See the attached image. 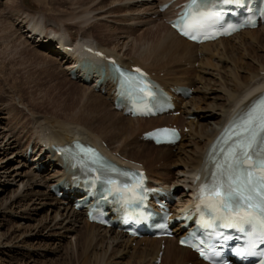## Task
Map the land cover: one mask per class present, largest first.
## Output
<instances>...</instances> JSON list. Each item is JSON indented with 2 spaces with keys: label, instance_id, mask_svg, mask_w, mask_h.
Segmentation results:
<instances>
[{
  "label": "bare ground",
  "instance_id": "bare-ground-1",
  "mask_svg": "<svg viewBox=\"0 0 264 264\" xmlns=\"http://www.w3.org/2000/svg\"><path fill=\"white\" fill-rule=\"evenodd\" d=\"M79 1L81 0H77L74 3L77 4L79 3ZM107 1L110 0H99V2L96 4V6L98 7L96 10H103L104 8L103 5ZM167 1L168 0H163L155 8L158 9V7L161 4L166 3ZM89 2L93 3L96 1L90 0ZM172 8L173 6L169 8L167 11L170 12L169 10H171ZM114 11H116V9H114ZM131 11L132 10L124 11V12L130 13ZM167 11L166 14H168ZM154 12L158 14V11H154ZM130 15L131 14H128L126 18L125 17L122 18L126 19V21H131L132 24L134 22L136 23L138 20L137 19L134 20ZM25 18H28L29 20L26 22ZM25 18L23 19L25 20L24 28L27 29L26 32L28 34L29 39L35 40L36 43H38L42 47L45 46V48L47 49V50L45 49L44 51H39L40 53L37 51L33 52V50L31 52L32 54L34 53L33 54L34 57L42 58L41 60L42 66H40V72L46 75L44 77L45 83L46 81H48V79L51 83H53L55 80L58 79V78L55 79V76H59V74L62 72L68 75L70 74V71H72L75 72V74L77 75L76 80L72 82L79 84V87L78 86L76 87L77 89L79 88V91L72 90V92H69L67 89L66 90L63 89L64 87L63 84L59 82L53 83L52 87H50L52 91L49 89L47 90L50 91L49 92L50 95L53 92H55V94L53 93L52 95L53 97L50 98L48 97V99H41V101H39L38 103H35L36 102L35 99H31L33 100L31 101L29 98V100L31 101L30 103L34 102L35 105L38 106L39 108L44 106V108L42 109L46 111L49 110L56 117L63 119L65 118L67 119L68 118L67 115L72 113L73 110L79 104H81L80 108L78 107L79 108L78 114H82L83 112H89L87 115L91 117L90 118L87 116L86 119L82 120V118H78L79 116L78 117L76 116L77 118L74 116L73 118H71L70 120L71 122L56 121V120L52 122L46 121L45 124H42L44 120L37 123L35 122L36 127H34V133L36 134V138L35 141L33 142L32 150H34L36 154L33 158H35L39 163H42V165L48 162L49 163L48 174L51 173L52 175L51 176L52 178L50 180L45 179L43 180V182L40 183L45 185V187L50 188L52 184L58 183L60 180H69V177L62 176V170L60 168L61 161L55 155L54 150L52 149L53 148L55 149L56 147L62 149L66 145H70L71 142L75 140L83 144H89L95 147H101L102 152L106 154V156L115 159L118 164L127 163L125 160L122 161L121 158L139 163H144L143 162L144 160L143 161L140 160V158L142 157L141 154L139 155L141 156L139 159L128 158L125 155L127 152L124 151L123 148H121L122 149L121 151H123V153H120V151L117 150L116 148L111 149V146L109 145L108 142L105 148L102 145L103 138L95 135L91 130L93 127H97L98 130H102V129H104V131L109 130V132H106L107 134L109 133L111 134V136L106 135V138L108 139L109 142H112L113 133L115 138L124 136L123 139L125 140L124 142H126L128 140H131L135 132L140 133L155 126L166 125V119L160 117L151 118V119H131L129 117L124 116L122 112H118L113 109L114 106L113 100L115 99L114 89L116 82L111 76L109 63L107 62L106 59L111 57L114 59V61L117 64L127 69H131L132 66H139L142 68V66L139 64L138 61L131 63L130 61H125L124 59L125 57L128 56L127 55L128 53L126 51H130L129 49L125 50L124 48L128 46L129 36L135 31H133V29L131 28L129 29L126 28L125 31L123 30L124 32L122 34L123 37L121 36L120 39L122 41L121 44H119L120 49L116 47L115 37H112V39L109 40L110 42L108 41L109 43L112 44L115 42L114 43L115 46L111 50L102 47V45L100 44H95V43L93 44V42L91 43L90 41L82 40L81 38L79 39L77 38V36L74 39H66V37L69 36L68 35L69 32H67L66 33L67 35L65 36L64 31H59L60 33L57 32V34L54 33L56 31L49 30L48 28H47L48 31H46V27L43 26L41 20L40 22H38L37 19L33 17V15L32 17L29 16ZM37 18L39 17L37 16ZM98 26L100 27V25L97 24L92 25V28ZM157 27H159L160 29L155 33H152L151 30L150 31L146 30L144 31V33H148L149 34L148 36H143L142 34L139 35V40H142L145 37L151 39L152 41L150 44L147 43L146 47H142L140 49L137 48L136 45H135L136 47L135 46L132 47V50L135 51L134 53L139 51L138 53L139 59L142 58L143 60L144 58L145 60H149V59L152 60V61L150 60L152 62L150 64L152 68L154 66L156 68L160 66L162 69L164 67H167V65H170L172 63L176 64L177 62L180 61H186L188 63L191 62L192 64H194L195 62H198L196 58L198 53L201 54L202 56L201 60L199 61V64H201V66L206 65L211 68L214 67L218 68L219 67L218 63H220L223 59H224L223 60L224 64L227 63L226 69L225 68L223 69V72L226 73L225 76L219 75L218 76V78H220L219 84H213V86H211V83L208 84L202 76L201 77L196 76V78H191L189 77V75H187V77L184 79L183 76L180 77L176 76V72L182 71L179 70L178 67H177L178 70L175 69L168 71L167 74L168 79L161 80L156 78V80L159 81L160 84L165 89H170L171 87H174V85L175 86L182 85L190 88L193 87L194 91H196L198 89H195L196 87H194V85L197 83L198 85H202L201 90H205L204 93L205 96L206 93L212 91L223 92L225 94V97L223 96L222 99L226 107H224V105L222 104L224 108L222 110H218L220 113V114L218 113L219 119L215 123L216 126L218 127H212V126L208 127L209 124L208 119H212L211 116L215 114V111L214 108L204 105V101H205V96H204L202 98H198V104L195 111H202V112L210 111L208 113L209 115L208 114L201 116L199 115L198 117L195 118L197 120L198 119L207 120V123L198 124L197 123L198 121L180 122V125H182L181 129H183V127L185 126L189 129V135L183 133L182 140L188 141L187 143L188 147H191L190 151L188 150L186 152L181 149L182 147L181 141L176 146L173 147L174 149H176V151L178 150L177 151L178 154L175 155L168 153V151L164 149L165 147L155 148L154 146H152V144L146 142H141V145L138 146L139 147L138 150L141 152H145L146 150L145 148L149 145H150L149 147L150 150L159 149L158 152H156V156L154 158L160 160H167L168 162L175 160L177 163H175L174 165L181 166L180 167L181 170H179L177 173L183 174L186 177L183 178L184 180H179L176 177L174 181L161 180V179L158 180L157 179L158 175L153 174V169L150 166H148L149 165L148 162H145L146 163L145 165L143 164V169L147 170V173L152 183L168 185L171 184L172 182L170 186L183 185L184 187H187L186 192L183 191V193L181 194L178 193L179 197L181 196L184 197V200L181 201V203L183 204H179L178 206H183L184 204H187L185 205L184 208H192L193 194L191 189H193V187L190 182L188 183V185L187 183L184 182H186V179H191L192 181L196 173L203 169L204 165L206 164L207 150L210 144L212 143V141L217 136V134L224 127V125L233 116L242 113L252 100L258 97L260 94L264 93V76H259L260 73H264V55H259V53L264 52V34L263 33L256 34V32L258 31L264 32V27L257 28L256 30L242 31L234 35L233 37L227 39H221L219 41L212 43H206L200 46L194 45L180 38L172 29H170V27L167 26L165 27L163 24ZM106 28L107 27L105 26L104 29ZM60 29L61 28H59V30ZM108 31L114 32L115 29L114 30L109 29ZM245 36L247 37L246 41H244ZM234 39H237L238 42L236 45L237 47L233 48L230 47L228 43L230 41H233ZM123 40L124 41L126 40V42H123ZM123 49L125 51L121 54ZM96 51L101 52V54L97 55ZM52 52L54 56L52 55ZM48 53L51 57L48 55ZM238 53L241 54V58L236 56ZM25 54L17 53V55L20 57L21 60V62L19 63L20 66H23L24 64L26 65L28 63ZM246 56L254 60L260 59V62L257 61L259 66L246 65L245 62L241 61ZM46 57H49L50 59L46 60L45 59ZM54 57L60 61H57ZM215 57L216 59L217 58L219 59V62L216 64L212 63L211 61ZM84 63L87 64L83 66ZM62 65H64L65 67ZM146 67L148 68L147 69L144 67L143 68L148 72H156V70L150 69L149 65H147ZM24 68L26 70V67H23V69ZM243 70L248 74L247 77L246 76L243 77L239 75V71H243ZM8 71L9 73H6V76L9 78V80L14 81L15 79L13 78H15V76L13 77V75L16 74H18L20 78H22V82L19 83L20 84L19 87H17L18 85L12 86V88L14 89L13 92H15V90L18 88L19 90H21L20 87H22L21 91H24L26 86L27 88L30 89L31 87L34 88L35 86L39 85V84L35 85V82L39 83V81L41 80V79L36 80V76H34V74L29 75L30 74L29 71L26 74H24L25 72L22 73L23 72L22 69L10 68ZM101 71H103L104 76H102ZM87 77H91V81H90L91 85H87L84 82V79H86ZM68 81L70 82V80ZM72 82H70L71 85L73 84ZM98 84H100V87L97 89ZM87 87L91 89V92H89V94L86 92L88 91ZM100 89L104 91V96H102L103 94L101 93ZM76 91L78 92L76 93ZM30 97L33 98V94L30 95ZM193 99L194 97H192L191 100ZM191 100L189 102H191ZM46 102L48 104L44 105L46 104ZM183 115L187 117L194 116L193 114H191V111H187V110H185V113H183ZM176 121H177L176 119H170L167 122L175 123ZM132 123H138V124L141 123L142 125L132 129ZM81 125L82 126L84 125V127H82ZM3 138L5 139V140L3 139L5 142V146L15 148L13 145L17 144L14 150H16L20 145V139L19 138L15 139L14 135L9 136L7 141H6L7 137L5 135ZM193 138L194 140L196 139L197 141L194 142H192V140L190 141V139ZM1 142L3 143V141ZM133 144H135L134 141L132 142V145ZM28 146L29 143L26 145V148ZM26 148L23 152H14V154H21L20 156H23L24 157L23 159L25 161L26 151H27ZM111 150L116 153L118 152L120 154L119 155L120 158L113 155V152ZM43 153L45 154V157L40 158V156ZM181 155L183 156V158H181ZM173 157L175 158L172 159ZM152 160H156V159H152ZM33 173L37 175L36 172L33 171ZM35 175L34 178L37 177ZM33 179L28 181L32 182ZM52 179L54 180L53 182ZM39 180H41V178ZM44 197L45 198L50 197L49 192ZM62 208L70 212L69 213L70 215L66 217L64 221H68V224H71L72 222L76 224L81 219L84 223V227H82L80 230L77 231L74 230L77 232L75 238L74 250H72L70 253L64 251L62 255L63 257L61 256L60 258L61 260L60 264H119V262H121V260L124 258L123 256L129 254L131 261L129 260L128 263L130 264V262H133V264H135L136 262H138L137 259L143 262H145L147 259L153 261L160 252L159 240H155V239H144V240L142 239L140 241L135 240L136 246L132 247V242H134V240L127 239L123 235L113 230L102 229L103 232L107 233L109 237L112 238L111 239L112 242L108 243L104 236L101 237L98 234H96L97 233L96 231L98 230L100 231L101 228L96 225L87 223L85 221L84 215L81 212L73 211L70 205ZM77 218H79V220ZM69 229H71V226L66 228L65 225L60 229V231H68ZM16 231L19 232V230ZM121 240H123V243L120 242ZM165 241L170 242L171 240H165ZM124 242H126L127 244H124ZM142 243H144V247H140ZM7 244H10V242H8ZM128 244H130V246H127ZM165 249L167 250L165 251ZM165 249L161 257L162 263L164 264H173L175 262L181 263L185 261L188 257L190 258L193 256V254L190 251H188L185 248L178 247L175 242L171 247L166 246ZM199 264L202 263L199 262Z\"/></svg>",
  "mask_w": 264,
  "mask_h": 264
},
{
  "label": "rangeland",
  "instance_id": "rangeland-1",
  "mask_svg": "<svg viewBox=\"0 0 264 264\" xmlns=\"http://www.w3.org/2000/svg\"><path fill=\"white\" fill-rule=\"evenodd\" d=\"M76 1L0 0V264H60V258L63 255L64 251L70 253L72 250H74L75 238L77 235L76 231L84 227V223L81 219L76 224H74L73 222L71 224H68V221H64V219L70 215V212L68 210L62 208L69 205L66 204L68 201H60L54 199L52 194H50L49 192V188L40 183L45 179L50 180L52 178L51 173L48 174L49 170L44 168L41 172L35 175V173H33L34 168L32 164L35 160H31L30 162L27 160L24 161V157L20 156L21 154H14V152H23L28 143L29 145H31L35 141V122L37 123L43 120L44 121L42 122V124H45L46 121L52 122L54 120L71 122L70 120L74 116H79L78 118H82V120L86 119L87 116L90 117L89 115H87L89 112L78 114L81 104H79L72 113L67 115V119L56 117L54 114H52L51 111L42 109L44 108V106L40 107V109L35 105V103H38L39 101H41V99H48V97H53L52 95L53 93L55 94V92L50 95V91H47L48 89L51 90L50 87H52L53 83L59 82L63 84V89H67L69 92H72V90L79 91V88H76L77 86L79 87V84H76L70 80V82L73 83L71 85V83L68 81V75L63 72L60 73L59 76H55V79H58H54L55 81L53 83H51L49 79L45 83L44 77L46 75L40 72V66H42V58L34 57V53L32 54L31 52L32 50L33 52L44 51L46 48L45 46H40L38 43H36L35 40L29 39L26 32L27 29L24 28L25 20L23 19L25 17H32L33 15V17L36 18L38 22H40L41 20L43 26L46 27V31H48V29L56 31L54 32L56 34L57 32L60 33L59 31H64L65 36L67 35L66 33L69 32V36H67L66 39H74L77 36V38L79 39L81 38L82 40H87L91 43L93 42V44H100L102 45V47L111 50L115 46V42L112 44L109 43V40L112 39V37H115L116 47L120 49L119 44H121L122 41L120 39L121 36L123 37V30L125 31L126 28H131L135 32H133L129 36L128 46L124 48L125 50H130L126 51L128 53V56L124 58L125 61H130L131 63L138 61L142 68L144 67L146 69L148 68L146 66L149 65L150 69L156 70L155 74L161 80L168 79V71L179 69L182 71L176 72V76H183V79L186 78L187 75H189V77L191 78L202 76L208 84L211 83V86H213V84H219V75L225 76L226 74L225 72H223V69H226L227 67V63L224 64L223 62L224 59L220 63H218L219 59H216V57L211 60L212 63H218L219 69L215 67L211 68L206 65L201 66V64H199V61L202 58L201 54H197L196 58L198 62H195L194 64H192L191 62L188 63L186 61H180L176 64L172 63L170 65H167V67H164L162 69L160 66L157 68L154 66L152 68V66L150 65L152 63L151 59L145 60L143 58L144 61L142 60V58L139 59V51L134 53L135 51L132 50V47L136 45L137 48L140 49L142 47H146L147 43L150 44L152 41L148 37H145L146 39L144 38L142 40H139V35L142 34L143 36H148V33H144V31L146 30H151L152 33H155L160 29L157 26L161 24H163L165 27L167 26L164 22L165 18L161 15H157V13L154 12L157 11L155 8L157 4L163 0H110L103 5V7L105 8H103V10H96L98 8L96 4L99 2V0H95L96 2L93 3L89 2L90 0H81L77 4L74 3ZM113 8L116 9L118 14L116 13V11H114ZM129 10L132 11L130 13L124 12ZM128 14H131L130 16H132L134 20L137 19L138 21L132 24L131 21H126V19L122 18H126ZM37 16L39 18H37ZM25 19L26 22L29 20L28 18ZM96 24L100 25V27L98 26L92 28V25ZM104 25L107 27L106 29H104ZM60 26H62L63 28ZM59 28H61L62 30H59ZM109 29H115V31L109 32ZM259 33L264 34V32L262 31L256 32V34ZM246 38L247 37L245 36L244 41H246ZM24 39L26 43L24 42ZM123 42H126V40H123ZM237 42V39H234L228 44L230 45V47L234 48L237 47ZM124 49L122 50L121 54L125 51ZM17 53H26L25 57L28 60V63L26 65H19L21 60ZM52 55L54 56L53 52ZM259 55H264V52L259 53ZM236 56L241 58L240 53H238ZM45 59L49 60L50 58L46 57ZM55 59L57 61H60L57 58ZM241 61L245 62L246 65L259 66L258 62H260V59L254 60L246 56ZM23 67H26V70L25 68L23 69ZM10 68L22 69V73L25 72L24 74L29 71V75L34 74V76H36V80L41 79L42 81L40 80L39 83L35 82V85H39L35 86L34 88L31 87L30 89L26 86L25 90L21 91L22 87H20L21 90H19L18 88L15 90V92H13L14 89L12 88V86L18 85L17 87H19V83L22 82V78H20V76L16 74L13 75V77L15 76V78H13L15 79V82L9 80V78L6 76V73H9L8 70ZM239 75L243 77L248 76V74L244 70L239 71ZM259 76H264V73H260ZM195 85V89L199 90L194 91V94L192 95L195 100H191V97L190 99L182 101L180 103V112H185V110L191 111V114H193L194 116L187 117L181 114L180 116L171 117L172 119L177 120L176 123L181 121H198V124L207 123V120H197L195 118L199 115H207L210 112L195 111L198 104V98H202L205 96V90H201L202 85ZM87 88L88 91L86 92L89 94V92H91V89L89 87ZM43 89L45 90V92ZM78 91H76V93ZM32 94L33 98L30 97V95ZM223 96L225 97V94L220 91H212L206 93L204 105L214 108L215 111V114H213L214 116H211L212 119H208V127H218L215 124L219 119L218 115L220 113L218 110H222L224 107H226L222 99ZM29 98L30 100L35 99L36 102L30 103L33 100L30 101ZM190 100L191 102H189ZM47 104L48 103L46 102V104L44 105ZM222 104L224 105V107L222 106ZM140 125L142 124L132 123V129L137 128ZM82 127H84V125ZM91 130L95 135L103 138V142L105 144H107L108 142L111 146V149L116 148L120 151V153H123V151H121V148H123V150L127 152L125 155L128 158L139 159L141 157L139 155L141 154L142 157L140 158V160H144V165L146 164L145 162L149 163L148 166L153 169V174L158 175V180L161 179L174 181L176 177L179 180H184L183 178L186 177L183 174L177 173L179 170H181V166H175L174 164L177 163L175 160L168 162L167 160L154 158L156 156V152H158L159 149L150 150L149 145L145 148V152L139 151L138 146L141 145V141L139 139V133L137 132L134 133L131 140H128L126 142H124V136L115 138L113 133L112 142H109L106 138V135L111 136L110 133H106L109 132V130H98L97 127H93ZM4 135L7 137L6 141L8 140V137L12 135H14L15 139L19 138L20 148L18 146V148L14 150L17 144L13 145L15 148L5 146V139L3 138ZM187 135H189L188 131ZM191 140L192 142L197 141L196 139L194 140V138L190 139V141ZM1 141H3V143ZM133 141L135 144L132 145ZM181 143L182 150L186 152L188 150H191V147H188L187 140H182ZM165 150H167L168 153L172 155L178 154V150L176 151V149L166 148ZM175 157H173L172 159H174ZM32 158L33 156L30 157V159ZM151 158L156 160H152ZM181 158H183L182 155ZM34 175L39 178H34ZM40 178L41 180H39ZM32 179V182L28 181ZM187 180L189 179H186V181ZM178 187L179 188L177 192L180 194L183 193V185H180ZM48 192L50 194V197L45 198L44 196L48 194ZM181 199L183 201L184 197L181 196ZM77 219L79 220V218ZM65 225L66 228L71 226V229H69L68 231H60V229ZM16 230H19V232H17ZM96 232V234H98L99 236H104L108 243L112 242V238H110L107 233L103 232L102 229ZM123 240H121L120 242L123 243ZM8 242H10V244H7ZM124 244L127 243L124 242ZM135 244L136 243L133 242L132 247H134ZM165 244L166 246L171 247L173 245V242L170 241L166 242ZM127 246H130V244H128ZM140 247H144V243H142ZM167 249H165V251ZM129 255L123 256L124 258L122 260L119 258L121 260L119 264H129ZM149 260L150 259H147L145 262H143L137 259L138 262H136L135 264H151L152 260ZM130 264H133V262H130ZM160 264H164L162 263V258ZM173 264H199V261L192 256L190 258L188 257L181 263L175 262Z\"/></svg>",
  "mask_w": 264,
  "mask_h": 264
},
{
  "label": "snow or ice",
  "instance_id": "snow-or-ice-1",
  "mask_svg": "<svg viewBox=\"0 0 264 264\" xmlns=\"http://www.w3.org/2000/svg\"><path fill=\"white\" fill-rule=\"evenodd\" d=\"M197 4L198 0H191V5ZM208 18L198 11L186 13L180 21L182 34L195 40L197 37L193 33L199 31ZM113 71L125 85L134 86L136 91L144 93L141 99H155L156 93L147 83L141 81L137 84L136 77L118 68ZM163 132L172 137L176 135L174 130ZM222 139L224 146L213 161L214 170L210 168L206 172L196 195L197 211L202 219L206 218L203 226L234 227L245 232L251 229L250 235L259 233L264 240V95L226 129ZM88 152L93 157L91 164L96 165L90 170L98 173L95 179L108 196L126 199L142 189V176L138 178L137 173L118 172L117 177H113L110 173L117 170L90 149ZM197 250L205 256L203 250Z\"/></svg>",
  "mask_w": 264,
  "mask_h": 264
}]
</instances>
